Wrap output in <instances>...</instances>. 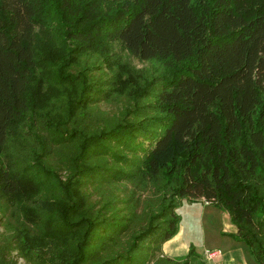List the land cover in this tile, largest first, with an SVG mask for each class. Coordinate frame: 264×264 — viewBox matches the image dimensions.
I'll return each mask as SVG.
<instances>
[{
    "label": "trees",
    "instance_id": "trees-1",
    "mask_svg": "<svg viewBox=\"0 0 264 264\" xmlns=\"http://www.w3.org/2000/svg\"><path fill=\"white\" fill-rule=\"evenodd\" d=\"M184 201L264 264V0H0V264H193Z\"/></svg>",
    "mask_w": 264,
    "mask_h": 264
},
{
    "label": "rangeland",
    "instance_id": "rangeland-1",
    "mask_svg": "<svg viewBox=\"0 0 264 264\" xmlns=\"http://www.w3.org/2000/svg\"><path fill=\"white\" fill-rule=\"evenodd\" d=\"M129 60L137 67L144 66L135 57H130ZM178 213L183 218L181 223L183 234L175 245L169 244L167 247L170 251L174 246L176 252L173 253L178 257H186L184 255L193 246L195 251L193 264H258L246 243L222 233L236 230V226L230 220L224 219L223 214L228 216L226 211L214 205L203 206L202 202L191 204L185 201L184 206L178 209ZM227 224L232 226V230L227 228ZM214 249H219L221 255L208 258L205 255L206 251ZM19 262L23 263L24 260L19 259Z\"/></svg>",
    "mask_w": 264,
    "mask_h": 264
},
{
    "label": "crops",
    "instance_id": "crops-1",
    "mask_svg": "<svg viewBox=\"0 0 264 264\" xmlns=\"http://www.w3.org/2000/svg\"><path fill=\"white\" fill-rule=\"evenodd\" d=\"M185 202V201H184ZM187 202V201H186ZM189 203H191V204H194V203H197V202H190V201H188ZM200 203L202 202L203 203V206L204 205H211V204H208L207 202H205V201H199ZM198 202V203H199ZM184 206V203L182 204V206L181 207H183ZM181 207L179 208V210L181 209ZM224 215V219H226V220H230V217H229V214H228V216L227 215H225V214H223ZM181 217H182V215H181ZM183 219V218H182ZM181 223H182V221H181ZM227 228H230L231 230H232V226L231 225H229V224H227ZM236 231H237V228H236V230H232V231H223L222 233L223 234H226V235H228L229 233H236ZM183 234V232H181V224H180V229H179V232H178V234L173 238V239H171L170 241H168V242H166L165 244H164V252H165V254H167V255H169V256H172V257H178L177 255H175V253H173V252H176L175 251V247L173 246V247H171V252L169 251V249L167 248L168 247V245L169 244H173V245H175L176 244V242L180 239V237H181V235ZM229 236H231V237H233L232 235H229ZM233 239H235L234 237H233ZM235 240H237V239H235ZM237 241H239V240H237ZM193 244V243H192ZM191 244V245H192ZM190 245V246H191ZM189 250H190V248H189ZM189 250H188V252H187V254L189 253ZM214 250H219V249H214ZM213 250V251H214ZM220 251V250H219ZM186 254V255H187ZM186 255H184V256H186ZM205 255H206V253H205ZM206 258V257H205ZM207 259V258H206ZM231 261H232V259H230ZM208 263V262H207Z\"/></svg>",
    "mask_w": 264,
    "mask_h": 264
},
{
    "label": "built area",
    "instance_id": "built-area-1",
    "mask_svg": "<svg viewBox=\"0 0 264 264\" xmlns=\"http://www.w3.org/2000/svg\"><path fill=\"white\" fill-rule=\"evenodd\" d=\"M206 255L208 258H213V257H216L218 255H221V251H219V250H214V251L207 250Z\"/></svg>",
    "mask_w": 264,
    "mask_h": 264
}]
</instances>
